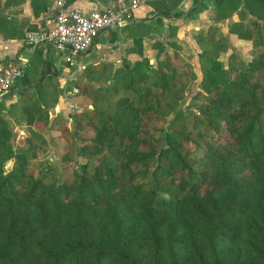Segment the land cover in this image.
Masks as SVG:
<instances>
[{"label":"trees","instance_id":"1","mask_svg":"<svg viewBox=\"0 0 264 264\" xmlns=\"http://www.w3.org/2000/svg\"><path fill=\"white\" fill-rule=\"evenodd\" d=\"M23 1L0 0L7 36L23 35L8 18L9 6ZM179 1L149 4L166 17H190L196 8L181 12ZM214 2V21L241 4L255 16L241 11L227 24L249 42L252 58L231 53L224 66L218 55L229 48L227 35L214 25L197 35L204 77L200 105L188 114L177 108L190 67L162 44L154 65L125 60L107 88L78 85L82 94L90 87L91 108L74 111L72 126L50 127L67 176L46 178L27 155L30 136L28 149H16L9 123L24 122L46 145L36 124L50 123L45 102L57 104V70L44 60L7 107L16 86L3 94L0 264H264V0ZM49 4L30 0L35 17Z\"/></svg>","mask_w":264,"mask_h":264},{"label":"rangeland","instance_id":"2","mask_svg":"<svg viewBox=\"0 0 264 264\" xmlns=\"http://www.w3.org/2000/svg\"><path fill=\"white\" fill-rule=\"evenodd\" d=\"M141 22L134 24L135 27L129 35V38L132 39L127 42L124 41L120 49H116L119 45L107 46L108 48L115 49V53L111 51L108 56L106 55L107 52H104L105 55L101 59H95V50L91 52L90 56L72 55L67 49L59 50V54L55 56V61L58 63L62 62L64 66L60 67L61 71L58 70V76L54 79L57 87L54 89L53 96L56 95L58 101L53 107H48L47 101L45 102V110L47 113L49 112V125L43 126L36 124V127L46 140V145H43L44 140L36 138V135L25 126L24 122H19L18 120L13 122L11 119L9 120L16 149H28L29 145L25 139L30 136L31 146L28 149L27 155L30 161L36 165L37 169L39 168L43 171V175L46 178L54 175L60 179L64 175L67 176L69 174L68 170L59 161L56 146L60 145V143L56 140L53 141L50 127L51 125L55 126L59 120H63L72 126L71 114L74 111L91 108L92 99L90 96V87L86 93L82 94L81 88L78 85H85L88 82L93 87L107 88L109 84L114 83L120 77L125 60L132 63L141 57H147L150 63L154 65L157 56L163 54V52H160L161 48H159V44L164 45L169 52L173 53L177 51L183 62L190 67V80L177 109L184 114L194 112L198 109L200 102L195 99V96L201 90V82L204 77V67L199 56L200 50L196 51V48H192L188 43L182 46L179 42L175 41V30L172 31L171 25L166 23V20H163V23L160 22L159 24L148 20L147 22L144 20ZM220 26L226 32V22H223ZM125 32H127V27L109 31V39L112 41L117 40L121 34L127 36ZM135 38L140 40L141 44L137 40H134ZM227 38L229 42L227 52L218 55V58L224 63V66H229L230 63L234 62V59L231 60L230 58L231 53H236L246 61L252 58L248 44L239 41L234 34H227ZM173 39L176 42L175 46L167 43ZM66 56L71 57L73 61L72 65H70V61H65ZM105 63L108 64L106 65ZM115 97H118V95ZM9 103L5 101L6 107ZM158 134L160 135V132ZM11 165L12 161L6 164L5 170H8Z\"/></svg>","mask_w":264,"mask_h":264},{"label":"crops","instance_id":"3","mask_svg":"<svg viewBox=\"0 0 264 264\" xmlns=\"http://www.w3.org/2000/svg\"><path fill=\"white\" fill-rule=\"evenodd\" d=\"M4 1L5 0H1V3L3 4ZM151 1L152 0H146V18L140 19H143L146 22L147 20L151 22L154 21L157 24H159L160 22L163 23V20H166V23L172 26V31L175 30V41L179 42L182 46H185L184 44L188 43L192 46V48H196V51H201V46L197 41V35H205L210 25L220 27L221 31L225 35H227L229 34L227 28L225 32L224 28L220 25L223 22H226L227 26L229 22L237 21L239 18H241V16L239 15L241 11H243L244 13L243 17L247 19L255 18V16L247 13L245 8L242 7L241 4L229 18L221 21H214L213 17L216 15L214 0H180L177 3L175 9L180 10L181 12H188L193 7H195L196 9L190 17L173 19L172 17H166L160 14L158 15V13H156L153 10V7L149 4V2ZM49 2L50 4L48 7V11L40 14L38 17H35L33 15L30 0H24L18 5L11 4L9 6V10L11 11V13L9 14L8 18L12 19L11 24L14 25V27H18L19 24L23 25L24 32L22 36H7L3 32H8V30L0 31V61L18 58L27 59L28 72L14 84V86L16 87L13 97L11 99H6L5 101L13 102L19 98V94L23 89L24 84L27 82L28 76L33 72H37L38 69L42 67V61L47 60L50 63L51 68H55L57 72L58 70L61 71L60 67L64 66L62 62L58 63L57 61H55V56L59 54V50H66V48L60 47L56 44H33L29 42L28 38L26 37V34L29 32V30L26 29L28 26H37L38 28L47 26V20L52 17V13L55 10L54 0H49ZM105 2L106 0H66V4L80 8L85 12L101 8L105 4ZM134 23V21H131L127 23V25L101 31L96 43L92 45L86 53L78 55L90 56L91 52L95 50V59H101L105 55L104 52H107L106 55L108 56L110 55L109 53H111V51L115 53V49H112L111 47L108 48L107 46L119 45L116 49H120L124 41L127 42L132 38H129L130 36L121 34V36L117 40L112 41L111 39H109L110 34L108 32L112 30L115 31L122 27H128L129 25H134ZM7 26H10L9 23L7 24ZM238 40L249 45V42L246 40Z\"/></svg>","mask_w":264,"mask_h":264},{"label":"built area","instance_id":"4","mask_svg":"<svg viewBox=\"0 0 264 264\" xmlns=\"http://www.w3.org/2000/svg\"><path fill=\"white\" fill-rule=\"evenodd\" d=\"M54 6L55 10L47 20V26L29 31L26 37L33 44L59 45L72 55L86 53L103 30L145 19L147 8L146 0H106L101 8L88 12L66 4V0H54ZM65 61L73 64L70 56ZM26 67L28 60L23 58L0 61V95L14 86L24 75Z\"/></svg>","mask_w":264,"mask_h":264},{"label":"water","instance_id":"5","mask_svg":"<svg viewBox=\"0 0 264 264\" xmlns=\"http://www.w3.org/2000/svg\"><path fill=\"white\" fill-rule=\"evenodd\" d=\"M98 36H99V34L96 36L93 45L96 43ZM47 69H48V66L45 67V70H47ZM2 97H3V95H0V100L2 99Z\"/></svg>","mask_w":264,"mask_h":264}]
</instances>
